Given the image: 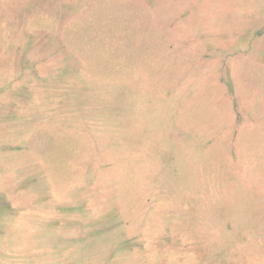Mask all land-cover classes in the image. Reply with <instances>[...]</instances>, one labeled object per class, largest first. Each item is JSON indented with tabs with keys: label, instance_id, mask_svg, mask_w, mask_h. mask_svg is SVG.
I'll use <instances>...</instances> for the list:
<instances>
[{
	"label": "rangeland",
	"instance_id": "374dc122",
	"mask_svg": "<svg viewBox=\"0 0 264 264\" xmlns=\"http://www.w3.org/2000/svg\"><path fill=\"white\" fill-rule=\"evenodd\" d=\"M0 264H264V0H0Z\"/></svg>",
	"mask_w": 264,
	"mask_h": 264
}]
</instances>
